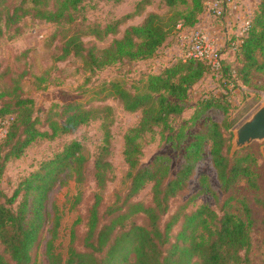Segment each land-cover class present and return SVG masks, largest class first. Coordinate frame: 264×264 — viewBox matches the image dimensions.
Segmentation results:
<instances>
[{
    "label": "trees",
    "instance_id": "obj_1",
    "mask_svg": "<svg viewBox=\"0 0 264 264\" xmlns=\"http://www.w3.org/2000/svg\"><path fill=\"white\" fill-rule=\"evenodd\" d=\"M7 1L0 0V37L26 17L54 24L61 45L56 61L75 57L90 72L153 58L173 32L198 25L208 2L160 0L170 14L149 12L139 24L127 27L119 39L98 50L95 43L84 39L99 42L117 36L119 27L141 16L153 0H139L134 13L104 27L84 20L82 8L87 0H17L6 13ZM233 56L235 64L228 67V73L235 74L240 85L248 86L252 77L260 74L264 86V0H259L253 10ZM13 63L0 62V120L9 117L6 135L0 141V175L10 160L19 159L38 140L71 135L101 119L100 114L108 110L70 101L48 111L41 122L33 98L24 94L20 85L30 75L19 73ZM208 73L204 61L176 59L158 74L147 76L141 86L126 89L123 82H111L109 89L122 108L129 113L140 112L137 124L123 137V156L129 168L127 190L117 203L103 210L101 196L92 192L83 217V233L79 239L73 231L67 235L65 221L77 215L83 205L79 187L92 182L97 191L105 189L113 180V166L107 126L103 145L91 164L79 143L66 142L52 158L40 162L36 170L22 178L11 195L0 190V264H35L33 257L47 225L43 243L47 264H264V259L255 261L252 236V229L259 226L264 248V195L254 196L251 203L242 202L244 213L239 215L228 208L232 198L226 196L238 181L244 179L254 190L259 187L253 171L256 159L249 154L229 155L235 125L229 117L231 105L221 98L202 99L192 116L184 124H177L190 91ZM210 111L218 112L215 118L206 116ZM203 117L202 128L191 137L175 171L166 156L141 164L147 134L156 133L164 145L179 150L187 130ZM206 148L218 188L209 187L202 177V188L194 198L208 193L216 206L192 208L193 197L184 196L188 183L204 163ZM67 177L71 192L58 195ZM148 186L150 200L134 201ZM219 193L223 196L220 201ZM253 209L259 212V218L253 215Z\"/></svg>",
    "mask_w": 264,
    "mask_h": 264
},
{
    "label": "rangeland",
    "instance_id": "obj_2",
    "mask_svg": "<svg viewBox=\"0 0 264 264\" xmlns=\"http://www.w3.org/2000/svg\"><path fill=\"white\" fill-rule=\"evenodd\" d=\"M16 1L8 0L4 4L6 13L11 11ZM138 1L87 0L83 4L82 16L87 24H98L104 27L134 13ZM149 12L161 16L171 13L170 10L163 6L160 0H153L149 6L145 7L141 16L127 20L122 24L119 27L117 36H108L99 42L85 38L84 42L91 41V43H95L98 50H103L114 38L119 39L127 27L139 24L145 14ZM217 21H220V19ZM15 29L19 31V34ZM236 29H228L227 33L229 35L222 36V43H225V46L221 44L222 46L218 47L222 61L221 68L215 73L209 71L192 88L190 99L185 103L186 109L182 115V120L177 122V124H184L183 121L188 120L192 116L197 102L202 99L208 97L221 98L228 101L231 105L229 117L233 119L235 125L232 128L233 138L229 155L232 157L235 154H249L254 157L256 164L253 166V171L259 184L258 189L254 190L242 179L227 194V199H230L228 197L232 198L228 203L230 212L239 215L242 211L244 213L242 202L251 203L254 196L264 195V158L260 151L264 143L255 141L241 150L232 152L233 131L253 111L264 104V86H262L263 79L260 74H255L248 86H242L235 77V74L228 73V67L231 66L233 68L235 64L233 52L228 46L235 36L229 31H236ZM57 31L58 27L54 24L26 17L16 27L5 31L4 35L0 37V62L11 64L15 62V68L19 73L22 71L29 73L30 76L27 75L23 78L20 85L24 94L33 98L35 114L41 122H43L48 111L55 110L58 106L70 101L82 102L86 107H108V110L100 114L101 119L82 126L71 135L57 137L52 140L40 139L30 145L19 159L10 160L5 165L4 172L0 175V190L6 195H11L13 189L22 178L36 170L40 162L52 158L69 141H75L80 144L83 156L91 164L103 145L104 126H107L112 148L110 160L113 166V180L101 191H97L92 182L89 185L79 187V190L83 194V205L77 215L74 214L65 221L67 235L73 231L79 239L84 231L85 222L83 217L87 201L90 200L89 195L91 197V193L96 192L101 196L103 210L117 203L127 190L129 184V168L123 156V137L129 129L137 124L140 112H126L109 89L110 83L123 82L126 89H132V87L143 85V81H145L147 76L158 74L167 64L176 59H184L183 44L189 38L192 28L173 32L167 44L158 50L153 58L147 61H140L131 65L115 64L93 72L86 70L80 59L75 57H68L64 61H58L57 59L56 61L59 53L58 50L61 46L59 36L56 37ZM216 113L218 112L210 111L206 116L215 118ZM205 117L198 120L194 124L193 129L187 130V138L179 150H174L170 144L164 145L158 134H147L142 143L143 155L140 158L141 164L150 162L156 156H166L170 161L171 169L175 171L191 137L202 128L206 119ZM7 119L0 120V127H2L1 122H5ZM203 157L205 159L204 163L188 183L186 195L184 196V199L193 197L191 202L192 208H197L202 204H207L210 207L216 206L215 200L208 193L194 198L197 191L202 188V177H206L209 187L213 189L218 188L215 174L207 162V148ZM69 192H71V187L69 178L67 177L58 188L57 193L58 195H63ZM218 197V201H220L223 196L219 193ZM133 200L149 201L150 186L141 191ZM249 206L252 207L251 204ZM252 213L256 218L260 217L256 209H253ZM48 229L49 225L45 227L42 235V244L33 257L35 264H47L43 256V243L47 238ZM252 236L256 250L254 254L255 261H261L264 259V248L261 245L263 232L259 226L252 229Z\"/></svg>",
    "mask_w": 264,
    "mask_h": 264
},
{
    "label": "built area",
    "instance_id": "obj_3",
    "mask_svg": "<svg viewBox=\"0 0 264 264\" xmlns=\"http://www.w3.org/2000/svg\"><path fill=\"white\" fill-rule=\"evenodd\" d=\"M242 10V0H213L206 3L205 11L209 13L212 19H222L226 13H238ZM248 24V19H245L241 27V35L232 41L229 48L234 52L240 42L245 31V26ZM184 59H196L206 62L209 71L215 73L221 68V56L218 49V43L213 34L201 27H195L190 32L189 38L183 44ZM0 138L5 137L8 127V122H1Z\"/></svg>",
    "mask_w": 264,
    "mask_h": 264
},
{
    "label": "crops",
    "instance_id": "obj_4",
    "mask_svg": "<svg viewBox=\"0 0 264 264\" xmlns=\"http://www.w3.org/2000/svg\"><path fill=\"white\" fill-rule=\"evenodd\" d=\"M213 0H208V3ZM259 0H242V11L238 13H226V15L223 17L222 20L217 21L211 18L209 13L206 11L201 15L200 22L196 27H201L205 30H207L210 34H213V36L216 38L218 47L224 45L225 43H222V39L224 36L229 35L228 29L237 28L236 31L231 30L229 32H232L235 36L232 41L236 40L239 35H241V27L245 21V19H249L253 10L255 9L257 3ZM222 30V32H221ZM224 30V31H223ZM223 36V37H222ZM231 41V42H232ZM230 42V43H231ZM229 43V45H230ZM222 44V45H221ZM228 45V46H229Z\"/></svg>",
    "mask_w": 264,
    "mask_h": 264
},
{
    "label": "water",
    "instance_id": "obj_5",
    "mask_svg": "<svg viewBox=\"0 0 264 264\" xmlns=\"http://www.w3.org/2000/svg\"><path fill=\"white\" fill-rule=\"evenodd\" d=\"M233 134L232 152L241 150L255 141L264 143V104L260 105L245 121L239 124L234 129ZM260 151L264 158V144Z\"/></svg>",
    "mask_w": 264,
    "mask_h": 264
}]
</instances>
